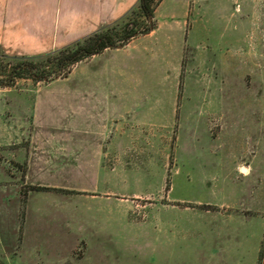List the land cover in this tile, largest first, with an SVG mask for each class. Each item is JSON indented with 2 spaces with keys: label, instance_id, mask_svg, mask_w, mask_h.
Listing matches in <instances>:
<instances>
[{
  "label": "rangeland",
  "instance_id": "374dc122",
  "mask_svg": "<svg viewBox=\"0 0 264 264\" xmlns=\"http://www.w3.org/2000/svg\"><path fill=\"white\" fill-rule=\"evenodd\" d=\"M188 22L184 44L160 28L60 83L0 87H41L7 94L14 118L36 103L38 155L26 133L0 142V264H256L260 250L264 264V0H197ZM103 62L116 88L94 119L72 117L81 73ZM103 127L148 138L97 170L72 131Z\"/></svg>",
  "mask_w": 264,
  "mask_h": 264
},
{
  "label": "crops",
  "instance_id": "0c3cea01",
  "mask_svg": "<svg viewBox=\"0 0 264 264\" xmlns=\"http://www.w3.org/2000/svg\"><path fill=\"white\" fill-rule=\"evenodd\" d=\"M137 1L138 0H0V53L8 57L33 58L65 45L78 42L99 29L110 26L122 19V17L135 7ZM196 3L197 0H161L153 11V21L155 23L153 30L129 40L121 47L105 49L99 54L76 63L72 67L70 73L81 66L89 64L97 58H102L110 53H118L130 42L138 38L152 36L160 28H164L165 33H170L176 38L181 39L184 44L190 32L188 18L193 12ZM181 50L182 59L187 53V48L182 45ZM109 68L110 67L103 62L96 65L89 72L84 71L81 73L79 77L80 81L74 87L76 89L71 92V103L76 108V110H74L75 112H72V117L75 116V113L80 111L86 113L88 119H94L97 109L96 105L99 103L97 98L104 99L107 92L116 88L102 82L105 81V76L109 73ZM185 68L186 63H184L183 66L184 72ZM117 73L121 78V68L118 69ZM67 76L63 79L56 78L52 81L43 83L41 87L53 83H60L65 80ZM96 78L99 79L98 82H95ZM90 81L93 82V85L88 84ZM41 87L25 88L22 92L11 91L10 89L3 90L5 92L0 95V113L3 114L4 112H8L10 120L3 122V119L0 118V126L3 128V135L1 136L0 142L16 136L17 133L19 136L26 133L30 145L28 148L29 154L33 151L34 155H38V152L33 149L34 144L31 138L37 129V120L35 118L36 103L32 100L28 105L26 114L21 118H14L10 110L11 101L8 99L7 94H22L28 90L34 92ZM97 93L102 94L97 97ZM10 123L14 125L10 127ZM19 124H21V126H18ZM23 125H25L26 128H24ZM75 136L76 138L80 136H89L93 139L92 148L98 157V160H96L97 170L101 168L105 155H121L131 148H141L143 146V137L148 138L145 129L140 127L136 132L133 131L128 134L127 142L125 143L116 141L124 136L123 130L109 131L108 127L106 129L103 127L99 132H90L87 130L86 134L80 133V131L74 133L73 129L72 138ZM53 149L56 150H52L53 154L62 153V147L60 145H55ZM73 156L76 160V156ZM31 163L32 159L28 162V167ZM28 167L27 170L29 172Z\"/></svg>",
  "mask_w": 264,
  "mask_h": 264
},
{
  "label": "trees",
  "instance_id": "16d2710c",
  "mask_svg": "<svg viewBox=\"0 0 264 264\" xmlns=\"http://www.w3.org/2000/svg\"><path fill=\"white\" fill-rule=\"evenodd\" d=\"M161 0H138L122 19L110 26L99 29L82 40L33 57H8L0 53V87L14 84L15 80H30L33 84L46 83L54 79H63L72 67L105 49L124 45L129 40L154 29L153 11ZM37 59V60H35ZM12 61V62H9ZM183 60L180 65L178 97L181 88ZM165 180L164 190H167ZM55 189L27 186L21 195L28 191H54ZM61 191V190H60ZM263 251L260 250L256 264H261Z\"/></svg>",
  "mask_w": 264,
  "mask_h": 264
}]
</instances>
